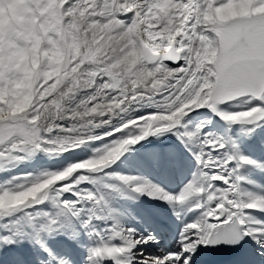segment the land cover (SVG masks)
I'll list each match as a JSON object with an SVG mask.
<instances>
[{"label":"snow or ice","instance_id":"obj_1","mask_svg":"<svg viewBox=\"0 0 264 264\" xmlns=\"http://www.w3.org/2000/svg\"><path fill=\"white\" fill-rule=\"evenodd\" d=\"M141 103L157 110L129 115ZM203 108L230 124L264 122V0H0V170L122 134L90 157L0 183V245L27 238L51 255L44 234L83 231L87 264H198L202 250L245 237L264 247L254 214L264 193L246 189L240 171L264 164L203 121L189 127ZM168 131L195 160L178 192L104 171ZM125 189L179 206L187 219L171 247L146 254L159 236L126 223L113 205Z\"/></svg>","mask_w":264,"mask_h":264},{"label":"bare ground","instance_id":"obj_2","mask_svg":"<svg viewBox=\"0 0 264 264\" xmlns=\"http://www.w3.org/2000/svg\"><path fill=\"white\" fill-rule=\"evenodd\" d=\"M156 110V107L149 103H141L136 109V111L130 113L129 115H135L136 113H151ZM199 110H202V112H200L199 114L191 113L186 119H193L194 115H196V117L198 116L208 119L206 115L209 110L206 108ZM199 110H197V112H199ZM120 119V117L114 118L113 123H119ZM213 119L214 120L211 119L212 121L210 123L211 129L217 134H227V126L229 127L230 123H226L223 122V120H219V116L215 118L213 117ZM223 123L227 124L226 127L223 125ZM111 127L112 125L96 128L94 129V133L95 135H101L106 130H110ZM262 132L264 133V127L261 128V132H258L259 134L257 135L254 131H248L247 133L240 131L238 132L240 135L239 136L237 132L233 131L234 135H236L235 141L239 144L242 153L248 155L252 160L264 164V134ZM160 135H162V133L157 135H149L148 137H146V139H150L152 137ZM234 135L230 133L229 136L234 139ZM97 142L100 141L92 140L90 144H86L85 146H81L76 150L74 149L69 152H66L62 159L68 160L70 158V155H74L72 151H76L78 155L87 154L90 152V150L94 149L92 147L95 146ZM168 142L170 144V141ZM132 147V145L129 146V150L125 152L114 164H112L108 168V170H115L116 172L117 167L121 168L120 163L122 161H125L128 165L127 168H129L130 170L119 169L116 173L120 172V174L124 175L145 177L151 180L153 183L160 185L166 191L176 193L183 186V184L186 183L187 180L191 177L192 171L195 169V160L192 156L191 151L186 146H184V148L176 146V152H173L170 155L158 152L151 154L148 160H142L141 158H133L131 161H129L127 159L131 158L130 149H132ZM45 158L46 156H40L33 164L31 163L30 165L29 163V166L32 168H37L40 164H44V162H46ZM68 161H70V159ZM158 165L161 166L159 170L155 168ZM240 171L241 175L246 178L244 183V187L246 189L256 193H264V168L258 167L256 164H250L244 165ZM142 173L144 176L142 175ZM125 192V195L114 198L113 204H118L117 208H119L124 214L126 218V223L131 224L132 226H136L141 230L158 232L160 230V227L168 226L165 223V215H168L171 216L175 222V225L169 226L171 229L175 230V233L177 234V232L181 228L180 220L177 217V211H179V206H177V209L174 210V208L169 205L166 201L149 197L147 194H138L131 191V189H125ZM57 234H59L58 231H55L50 234L49 240H45L47 248L51 250V255L49 254V251H45V249L42 248L40 244H37L39 250L33 253V249L28 250L26 247H24V245H22V242L21 246L19 247L20 250L16 252V255L18 257L22 255L23 258H15L14 252H10L8 254L6 253V256L1 257L0 255V264H56V259L54 257L67 258L72 261V264H87V245L89 243L87 234L81 231L78 236V239H74L70 235L66 237L68 239L65 241H63L62 238ZM54 243L62 244L60 245V247L56 248L53 247ZM158 244H151L149 246H146V253H153V250L158 247ZM31 246L36 249L35 244H32ZM218 248H216L215 250H218ZM104 264H112V262L110 260H106L104 261Z\"/></svg>","mask_w":264,"mask_h":264},{"label":"rangeland","instance_id":"obj_3","mask_svg":"<svg viewBox=\"0 0 264 264\" xmlns=\"http://www.w3.org/2000/svg\"><path fill=\"white\" fill-rule=\"evenodd\" d=\"M232 108L234 110H237L235 107H231V108H229V110H233ZM200 112H202V110H199V112H195V114L196 113L199 114ZM206 116L208 117V119L207 118H203V117H198V116L196 117V115H194V118L191 119L192 124L189 125V127H192L196 123H198L200 121H203L205 124L207 123L206 124V126H207L206 130L214 132L211 129V126H210L211 124L210 123H211L212 120H214L213 117L215 118V117H218V116L216 114L212 113L210 110H209V112L207 113ZM219 120H222V119L219 117ZM223 122H225V121H223ZM226 123H223V125L225 127L227 125ZM263 127H264V122L260 123L258 126L250 125V124H242V123H231L230 126L227 128L228 131H227L226 135H230V133H232V135H234L233 131H235L237 133L240 132V131H243V132L247 133L248 132L247 129H250V128L253 129L252 131H254L255 134L257 135V134H259L257 132L258 129H261ZM214 133H216V132H214ZM120 135H122V134L117 133L116 136H114V137H107V138H105V141L97 142L96 145L93 146L92 148H99L102 143H107V142H109L112 139L118 138ZM238 135H239V133H238ZM234 137L236 139V135H234ZM168 141H170V144H169ZM90 142H88V144H90ZM166 143H167V145H166ZM175 145L179 146L181 148L182 147L184 148L183 141L181 139H179L174 132H170V131L169 132H164V133H162V135L155 136V137H152L150 139H147V141L143 142L142 144L130 149L131 158H128L127 160L131 161L133 158H136V159L137 158H141L142 160H144V159L148 160V158H150L151 154L158 153V152L170 155L171 153H173V152L175 153L176 152V148H175L176 146ZM82 146H85V145H82ZM169 150H170V152H169ZM72 153L74 155H70V158H69L70 161H68L69 159L68 160L62 159V157L66 154V152H64V153H62L60 155H48V154H46V153H44L42 151L41 152H36L30 158L24 160L23 162L15 164L14 166H10L6 170H0V183H3L4 181H7V180H9L12 177H16V176H19L20 174H24V173L38 174L39 172L45 171V170H57V169H60V168L64 167L67 163H69L71 161L90 157L91 155H93V150H90V152L87 153V154H81V155H78L76 153V151L75 152L72 151ZM137 155H138V157H137ZM40 156H46V158H45L46 162H44V164H40L39 167H37V168L36 167H33V168L30 167L29 163H30V165H31V163L33 164L38 159V157H40ZM120 164H121V166H120L121 168L117 167L116 168L117 170H119V169L120 170L121 169L130 170L129 168H127L128 165H127V163L125 161H122ZM155 168L157 170H159L161 168V166L158 165ZM117 170H116V172H117ZM104 171L107 172V173H114L115 172V170H108V169H106ZM100 175H103V173H101ZM142 175H143V173H142ZM88 186L92 187V185H88ZM113 205L115 207L118 206L117 203H114ZM49 206L50 205H48V203L46 202L44 205H41L39 207L47 208ZM77 227H78V225H77ZM0 230H2V229H0ZM52 233L44 234L43 235L44 240H49L50 239V234H52ZM58 233L59 234H57V235H59L62 238L63 241L68 239V238H66L67 236H70V234L68 232H66L65 230H60V231H58ZM74 239H77V238H74ZM21 243L28 250L33 249V253H35V252H37V250H39V248L37 247L38 243H36V242H34V241L30 240V239H25V240L24 239H17L16 243L0 245V254L3 253V255H1V257L2 256H6V254H4V251H5L7 254L10 253V252L11 253L14 252L15 258H18V259L23 258L22 255H20L19 257L16 255V252H18L20 250L19 247L21 246ZM32 244L36 245V249L33 246H31ZM61 244L62 243H54L53 247L58 248V247H60ZM2 247H4L5 249H2ZM2 250H3V252H2ZM10 250H13V251H10Z\"/></svg>","mask_w":264,"mask_h":264}]
</instances>
